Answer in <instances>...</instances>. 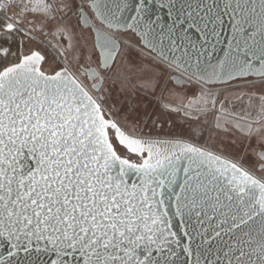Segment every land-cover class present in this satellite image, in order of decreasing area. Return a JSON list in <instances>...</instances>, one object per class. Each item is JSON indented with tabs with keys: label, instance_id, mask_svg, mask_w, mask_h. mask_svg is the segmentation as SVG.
Wrapping results in <instances>:
<instances>
[{
	"label": "water",
	"instance_id": "water-1",
	"mask_svg": "<svg viewBox=\"0 0 264 264\" xmlns=\"http://www.w3.org/2000/svg\"><path fill=\"white\" fill-rule=\"evenodd\" d=\"M90 7L105 27L131 31L145 49L202 84L264 77V0H92ZM80 21L91 26L84 11ZM92 31L102 60L111 62L119 41L111 44L107 33ZM160 35L163 47L156 43ZM43 58L36 50L22 55L0 69V79L22 77L41 92L68 89L90 104L103 151L113 169H124L128 191L138 195L137 222L162 247L158 255L168 264H264L257 258L264 248V180L189 140L123 133L66 67L45 72ZM110 130L138 160L119 154Z\"/></svg>",
	"mask_w": 264,
	"mask_h": 264
},
{
	"label": "snow or ice",
	"instance_id": "snow-or-ice-1",
	"mask_svg": "<svg viewBox=\"0 0 264 264\" xmlns=\"http://www.w3.org/2000/svg\"><path fill=\"white\" fill-rule=\"evenodd\" d=\"M64 93L0 79V264H168L140 229L141 202L111 167L90 104Z\"/></svg>",
	"mask_w": 264,
	"mask_h": 264
},
{
	"label": "rangeland",
	"instance_id": "rangeland-1",
	"mask_svg": "<svg viewBox=\"0 0 264 264\" xmlns=\"http://www.w3.org/2000/svg\"><path fill=\"white\" fill-rule=\"evenodd\" d=\"M0 6L13 15L19 8L37 21H44L50 14H43L47 11L44 0H2ZM60 18L58 14L52 23L45 24L57 53L55 61L47 63L43 58L46 65L42 69L48 73L66 67L68 54L74 50L73 41V46L75 43L80 48L79 30L73 24V37L65 23L67 18ZM22 35L26 42L23 55L36 50L44 56L39 36L26 29ZM160 72L152 58L125 46L101 89L106 115L123 133L183 138L234 160L264 180L256 170V154L261 148L260 140L264 141V132L257 123L264 121V82L241 79L240 83L216 89L175 87L167 77L159 79ZM112 141L119 145L116 138ZM124 156L138 160L137 154L127 150Z\"/></svg>",
	"mask_w": 264,
	"mask_h": 264
},
{
	"label": "flooded vegetation",
	"instance_id": "flooded-vegetation-1",
	"mask_svg": "<svg viewBox=\"0 0 264 264\" xmlns=\"http://www.w3.org/2000/svg\"><path fill=\"white\" fill-rule=\"evenodd\" d=\"M92 0H44L45 7L47 11L45 10L44 13H50L47 17H45L44 21H37L34 17L26 16L25 12L19 8H17V15H13L9 13L10 19L6 20L7 24L12 25V29H8V35L9 38H20L21 41L18 42V49H15L13 47L15 41L9 40L8 42H11L12 44H9L8 47L5 50V55L10 54L12 56L8 63H12L17 61L22 55H23V49L24 46H26V42L24 41L22 32L24 30H29L30 32L36 34L39 36L40 39L38 41L41 44V49L43 50L45 61L48 63L50 61H55L56 56V50L55 45L52 41L48 39L49 36V30L45 27V24L52 23L53 19L56 18V16L59 14L61 16V20H65L67 18V21L65 22L68 26V29L72 33V26L77 27L79 30V37L80 41L77 43L80 45V48H77L76 44L72 42V48H74L73 53H69V58L67 59L66 67L67 69L74 74V76L77 77V79L81 82V84L93 95L95 98L99 101V103L102 106L103 102V93L101 89L105 85V78L108 77L109 73L112 71L113 67L115 66L118 57L120 56L121 52L123 51V48L125 46L129 47L130 49H136L141 53V55H147L150 58H152L156 64L161 69L159 79L167 77L169 82L174 85L175 87H192L196 86L198 88H205V89H216L225 87L232 84L240 83L239 80L236 79L227 83L223 84H212V85H206L202 84L198 81H195L193 79H190L188 77H185L181 72L176 70L174 67L169 65L168 63L164 62L157 56H155L153 53H151L149 50L145 49L141 44L137 36H135L134 33L131 31H122V30H113L110 28L105 27L101 22L98 21L96 18L94 12L92 11L90 7V2ZM81 11H84L87 16L89 17L91 21V26H83L80 21ZM7 12V11H6ZM69 18V19H68ZM64 24V22H61ZM92 26L99 28L100 30L107 33V35L111 38L109 39L111 41V44L114 43V40L119 41V49L117 53L115 54L113 60L111 62L102 60V57L97 50L95 46L94 41V34L92 31ZM70 35V36H71ZM16 40V39H15ZM38 45V44H37ZM109 55V52L106 54ZM57 58V57H56ZM58 60V59H57ZM45 61L42 62V67L45 68ZM62 66V65H59ZM64 66V65H63ZM176 76L184 77L187 81L186 83H178L179 81ZM247 79L248 81H262L264 82V77L262 78H243ZM176 81V82H175ZM103 108V106H102ZM257 110H262L263 108H258ZM105 111V110H104ZM259 130L261 132H264V121H259ZM111 139L114 138V131H109ZM260 146L258 153L256 154L258 157V163L256 165L257 173L260 174L264 178V159H262L259 154L263 153L264 157V141L260 140ZM116 150L119 152V154H124L125 150L119 146L115 145Z\"/></svg>",
	"mask_w": 264,
	"mask_h": 264
},
{
	"label": "trees",
	"instance_id": "trees-1",
	"mask_svg": "<svg viewBox=\"0 0 264 264\" xmlns=\"http://www.w3.org/2000/svg\"><path fill=\"white\" fill-rule=\"evenodd\" d=\"M10 19V15L6 12V10L4 8H0V69L6 65L10 58L12 56H10V54L5 55V50L8 47L9 44H12L11 42H8L11 38L7 37L8 35V29H7V23L6 20ZM16 39V40H15ZM12 38L11 40H14L15 43L13 45V47H15V49H18V44L17 41L20 42L21 39L20 38ZM251 78V77H249ZM255 82V81H253ZM262 82V81H259ZM172 137V136H170ZM122 155V154H121ZM124 155V154H123ZM131 159H133V157L130 156Z\"/></svg>",
	"mask_w": 264,
	"mask_h": 264
},
{
	"label": "crops",
	"instance_id": "crops-1",
	"mask_svg": "<svg viewBox=\"0 0 264 264\" xmlns=\"http://www.w3.org/2000/svg\"><path fill=\"white\" fill-rule=\"evenodd\" d=\"M2 0H0V2H1ZM0 8H3L2 6H0Z\"/></svg>",
	"mask_w": 264,
	"mask_h": 264
}]
</instances>
